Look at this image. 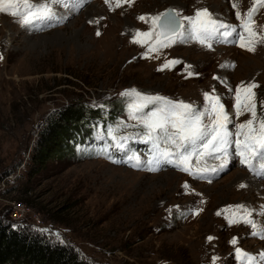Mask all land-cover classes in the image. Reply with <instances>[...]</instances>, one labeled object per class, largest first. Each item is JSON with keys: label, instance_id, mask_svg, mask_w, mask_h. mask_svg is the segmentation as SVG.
<instances>
[{"label": "rangeland", "instance_id": "1", "mask_svg": "<svg viewBox=\"0 0 264 264\" xmlns=\"http://www.w3.org/2000/svg\"><path fill=\"white\" fill-rule=\"evenodd\" d=\"M81 3L77 11L58 7L59 19L40 28H26L17 18L0 14V216L58 232L64 242L71 241L97 264H141V260L142 264H174L156 252L168 256L181 252L182 264H213V257L220 258L216 264H240L236 248L253 256L254 264H264V238L226 219L232 211L229 206L246 205L257 212L264 206V178L253 175L238 159L203 177L170 164L150 172L132 167L134 161L109 146L108 136L99 128L101 147L95 158L50 162L48 171L32 180L23 174L41 125L56 108L77 98L101 108L104 102L123 99L120 94L125 90L136 89L202 106L203 93L208 92L220 96L234 115L236 87L256 83L258 111L259 102L264 101V43L255 52L234 44H213L209 49L196 42L177 43L163 49L158 58L155 53L145 56L147 46L131 43L137 30L150 29L140 16L148 18L169 9L194 16L207 8L215 18L239 25L236 11L245 13L252 0H133L120 7L115 0ZM255 20L258 31L264 32V8ZM173 59L182 63L158 71ZM186 65L192 66L193 75L187 74ZM248 118L245 114L237 122ZM118 124L128 125L116 132L118 136H134L139 131L131 126L135 121L128 119L127 108L106 126L115 130ZM133 142H129L131 148L147 158L150 145ZM208 163L219 164L216 160ZM20 173L23 176L17 178ZM241 184L246 187L240 188ZM22 185L31 191V199L22 198ZM69 195L73 200L68 203L77 205L61 211ZM26 201L68 215L77 231L47 221ZM15 212H26V216L15 219ZM254 218L264 224V216ZM134 234L141 235L142 241L125 247L136 240Z\"/></svg>", "mask_w": 264, "mask_h": 264}, {"label": "snow or ice", "instance_id": "2", "mask_svg": "<svg viewBox=\"0 0 264 264\" xmlns=\"http://www.w3.org/2000/svg\"><path fill=\"white\" fill-rule=\"evenodd\" d=\"M111 2L105 0V3ZM132 2L115 0V6ZM78 5L79 0H0V14L17 18V22L26 28H40L50 26L59 19L58 7L72 10ZM261 8H264V0H252V6L245 13L236 11L239 25L215 18L207 8L197 10L194 16H181L175 9L148 18L140 16L139 20L150 23V29L143 32L137 30L131 43L147 46L145 56L155 53L156 58L163 49L188 42H196L209 49L213 44H234L248 52H255L257 45L264 43V32L258 31L255 20ZM0 59L3 57L0 56ZM180 63L179 60H168L158 71L171 70ZM191 67L185 66L189 76L194 74ZM257 87L256 83L236 87L232 94L234 115L226 109L220 96L208 92L203 93L205 103L194 106L182 100L128 89L120 95L125 98L128 119L135 121L131 126L139 131L134 136H118L117 131L128 127L127 124H118L115 130L108 129L107 135L111 138L112 147L124 152L128 161H134L131 165L134 168L156 172L170 164L192 176L203 177L224 170L235 158L253 175L264 178V101L259 102L258 111ZM229 91L232 92L231 89ZM245 114L249 118L238 123ZM132 140L150 145L147 158H142L131 148L129 142ZM209 160L220 163L209 164ZM229 208L232 211L226 219L230 225L243 224L250 227L252 235L264 238V224L254 218L255 215L264 216V206L259 212L246 205ZM53 235L64 243L58 232ZM208 239L211 241L214 238ZM231 243L235 245L237 240L233 239ZM235 258L240 264H254L255 261L253 256L240 248L235 249ZM219 259L213 257V264ZM261 259L264 260V254H261Z\"/></svg>", "mask_w": 264, "mask_h": 264}, {"label": "trees", "instance_id": "3", "mask_svg": "<svg viewBox=\"0 0 264 264\" xmlns=\"http://www.w3.org/2000/svg\"><path fill=\"white\" fill-rule=\"evenodd\" d=\"M69 75L74 76L72 73ZM76 79H81L86 84L82 78L76 77ZM126 108L125 98L104 102L101 108L93 107L84 98H77L56 108L39 128L31 154L22 168L23 174L28 180H32L45 174L50 162H71L95 158L101 147L97 139L98 129L103 130L104 135L108 136L109 127L106 124L118 119ZM111 144V138L108 136V145L111 146ZM12 174L14 171L5 173L3 177L7 178ZM23 174L20 173L17 178H21ZM19 192L23 194L22 198L25 200L31 199L28 196L31 191L25 189L23 185ZM70 200L73 199L69 195L61 211H70L77 205L73 202L69 204ZM26 204L29 208L36 209L47 221L59 224L74 233L77 231L74 224L69 223L68 215L52 213L44 207L35 206L33 201H26ZM53 234L51 231L41 230L32 224L12 222L0 216V264H97L91 258L86 257L71 241L61 243ZM134 236L136 240L125 244V247H132L142 241L141 235L134 234ZM120 249L123 250V248ZM117 250L113 249L112 252ZM156 254L160 256V259H167L174 264L183 262L181 252L169 254V256L164 252H156ZM141 262L143 263L142 260ZM120 264L132 263L124 261Z\"/></svg>", "mask_w": 264, "mask_h": 264}, {"label": "bare ground", "instance_id": "4", "mask_svg": "<svg viewBox=\"0 0 264 264\" xmlns=\"http://www.w3.org/2000/svg\"><path fill=\"white\" fill-rule=\"evenodd\" d=\"M81 5H82V3H81V0H80V4H79L77 7L73 8V9H72V11H77V10H80V6H81ZM86 9H87V8H86ZM79 13H80V12H79ZM75 14H76V13H75ZM70 16H71V15H70ZM130 142H131V143H134V142H133V140H132V141H130ZM231 161H232V160H230V162H229V164H228V165H230V164H231ZM218 162L220 163V161H218ZM211 163H212V161H211ZM234 163H235V162H234ZM230 166H231V165H230ZM195 178H196V177H195ZM205 178H206V177H205ZM205 178H204V179H205ZM199 180H200V179H199ZM214 180H215V179H214ZM210 182H211V181H210ZM250 182H251V181H250Z\"/></svg>", "mask_w": 264, "mask_h": 264}, {"label": "built area", "instance_id": "5", "mask_svg": "<svg viewBox=\"0 0 264 264\" xmlns=\"http://www.w3.org/2000/svg\"><path fill=\"white\" fill-rule=\"evenodd\" d=\"M26 207V206H25ZM26 208H28V207H26ZM29 209V208H28ZM22 211H24V210H22ZM25 213L26 212H24V214L22 213V215H20V214H18L17 212H15L14 214H13V217L15 218V219H22V218H25ZM40 220V219H39ZM40 222H41V220H40Z\"/></svg>", "mask_w": 264, "mask_h": 264}, {"label": "water", "instance_id": "6", "mask_svg": "<svg viewBox=\"0 0 264 264\" xmlns=\"http://www.w3.org/2000/svg\"><path fill=\"white\" fill-rule=\"evenodd\" d=\"M169 10H171V9H169ZM169 10H167V11H169ZM167 11H166V12H167Z\"/></svg>", "mask_w": 264, "mask_h": 264}]
</instances>
